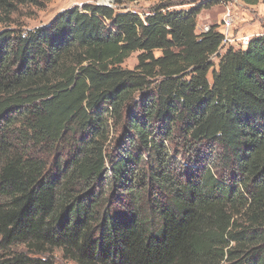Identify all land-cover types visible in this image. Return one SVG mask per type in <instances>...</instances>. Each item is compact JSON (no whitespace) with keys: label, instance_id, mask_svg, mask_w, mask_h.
<instances>
[{"label":"trees","instance_id":"obj_1","mask_svg":"<svg viewBox=\"0 0 264 264\" xmlns=\"http://www.w3.org/2000/svg\"><path fill=\"white\" fill-rule=\"evenodd\" d=\"M138 1L0 31V264H264V35L219 56L224 0Z\"/></svg>","mask_w":264,"mask_h":264},{"label":"rangeland","instance_id":"obj_2","mask_svg":"<svg viewBox=\"0 0 264 264\" xmlns=\"http://www.w3.org/2000/svg\"><path fill=\"white\" fill-rule=\"evenodd\" d=\"M208 2H211V0H174V6L171 7L170 10L187 11L192 8L204 6L208 4ZM113 3L114 0H109V2H104L103 0H52L39 8L35 6H21L11 15L3 17L6 21L0 24V31L17 29L33 30L35 28L47 26L55 15L64 10L73 7L81 8L84 5H98L116 8ZM158 5L159 3L156 0H140L131 4H124L117 8H119L120 11L136 12L139 16L143 17ZM226 7L229 8L234 15L235 23L233 31L235 38L249 36L251 39L264 35V0H259L256 6H247L237 0H224L213 7H208L207 9L202 10L197 16L196 34H199L205 26H217L218 28ZM229 47L235 49L238 48L230 44L222 45L218 51L219 56L223 55ZM138 55L139 53L132 54L121 67L123 69L133 70L138 63ZM155 56L157 57L159 54L156 53ZM210 60L213 63L214 68L217 69L219 63L217 56H212ZM109 146L111 152L114 151L113 147H115V144L113 139ZM171 152L172 154H176L179 161L182 160L181 156L183 153L181 151L172 149ZM22 251H25L23 247L18 246L14 247L11 250V253H20ZM50 256L52 257L53 264H76L65 258L60 250H54ZM44 257H47V255L41 256V258Z\"/></svg>","mask_w":264,"mask_h":264},{"label":"built area","instance_id":"obj_3","mask_svg":"<svg viewBox=\"0 0 264 264\" xmlns=\"http://www.w3.org/2000/svg\"><path fill=\"white\" fill-rule=\"evenodd\" d=\"M234 23H235L234 15L231 12V10L226 7L225 12L223 13L221 21L219 23V27L217 28V31L223 37L222 45L230 44L234 47L245 49L248 46L251 39L249 38V36H240L239 38H235L233 31ZM209 29L210 27L205 26L199 32V34L207 33Z\"/></svg>","mask_w":264,"mask_h":264},{"label":"bare ground","instance_id":"obj_4","mask_svg":"<svg viewBox=\"0 0 264 264\" xmlns=\"http://www.w3.org/2000/svg\"><path fill=\"white\" fill-rule=\"evenodd\" d=\"M104 2H109V0H103Z\"/></svg>","mask_w":264,"mask_h":264}]
</instances>
